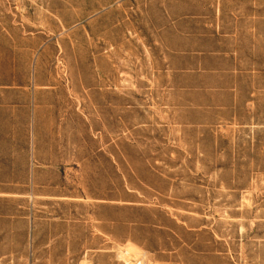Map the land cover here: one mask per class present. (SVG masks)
Listing matches in <instances>:
<instances>
[{"label":"rangeland","instance_id":"rangeland-1","mask_svg":"<svg viewBox=\"0 0 264 264\" xmlns=\"http://www.w3.org/2000/svg\"><path fill=\"white\" fill-rule=\"evenodd\" d=\"M222 32L239 94L151 87L168 45ZM0 171L41 242L104 237L89 264H264V0H0Z\"/></svg>","mask_w":264,"mask_h":264},{"label":"crops","instance_id":"crops-1","mask_svg":"<svg viewBox=\"0 0 264 264\" xmlns=\"http://www.w3.org/2000/svg\"><path fill=\"white\" fill-rule=\"evenodd\" d=\"M230 39L236 41L235 36L222 32L210 37L202 36L198 39L200 45L196 48L184 49L183 46H177L179 48L177 49L168 45L162 57L149 61L151 87L156 88V92L162 94H239L241 92L239 87L242 85L239 79L243 78L244 73L243 52L238 46H230L228 44ZM153 69L156 72L154 82L151 72ZM221 102L220 105L223 106ZM12 170L20 169L13 168ZM5 171L6 173L14 172L7 169ZM28 197V193H8L0 189L1 201L11 198L22 200ZM35 198L39 199L37 195ZM51 199L83 200L71 196L51 197ZM129 205L142 204L134 201ZM35 227L34 220L23 212V208L0 210V264H89L92 263L94 253V238L99 243L96 251H104V237L101 235L94 237L91 230L77 232L69 229L61 233L54 231L55 233H50L46 242H41L40 237L35 233ZM198 230L200 229H188L187 231ZM137 247L146 252L142 246ZM42 254L47 257H41ZM149 254L150 260L155 264H169L172 260L170 258L172 254L166 257L158 251Z\"/></svg>","mask_w":264,"mask_h":264},{"label":"bare ground","instance_id":"bare-ground-1","mask_svg":"<svg viewBox=\"0 0 264 264\" xmlns=\"http://www.w3.org/2000/svg\"><path fill=\"white\" fill-rule=\"evenodd\" d=\"M135 264H145V262L142 259H139V260L136 261Z\"/></svg>","mask_w":264,"mask_h":264}]
</instances>
